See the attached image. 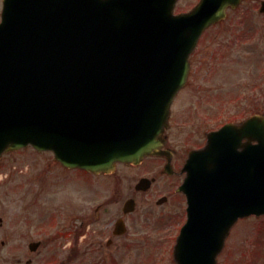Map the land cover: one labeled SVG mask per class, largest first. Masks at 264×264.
<instances>
[{"label":"water","instance_id":"95a60500","mask_svg":"<svg viewBox=\"0 0 264 264\" xmlns=\"http://www.w3.org/2000/svg\"><path fill=\"white\" fill-rule=\"evenodd\" d=\"M230 2L203 0L174 15L175 0H5L0 157L32 144L101 171L155 154L189 52ZM237 136L259 143L239 151ZM188 171L191 226L203 214L219 212L227 228L264 214V118L225 126Z\"/></svg>","mask_w":264,"mask_h":264},{"label":"flooded vegetation","instance_id":"af4514ba","mask_svg":"<svg viewBox=\"0 0 264 264\" xmlns=\"http://www.w3.org/2000/svg\"><path fill=\"white\" fill-rule=\"evenodd\" d=\"M257 13L259 25L255 30L248 28L241 36L244 56L257 68L252 71L256 80L250 86L244 84L245 116L237 121L250 113H264V10ZM210 50L215 56L222 55L226 49ZM205 53L196 50L192 60L204 57ZM178 101V135L168 137L166 153L157 162L138 166L120 164L114 172L101 174L104 187L110 189L107 200L94 204L91 213L84 206L81 215L71 219L69 225L62 223L71 210L64 212L63 220L53 219L46 226L30 224L35 228L27 232L19 227L21 233L14 239L7 234L1 241V251L10 256L9 261L13 264H179L175 249L187 216L186 197L179 190L185 178L184 164L189 152L202 147L207 134L224 124L217 116L228 113L231 106L225 95L216 90H200L191 78ZM232 120L236 121H228ZM168 147L174 151L169 153ZM242 221L232 228L217 256L218 264H232V256L238 251L237 246L231 245L233 238L237 237L238 241L245 234ZM240 247L243 249L242 243ZM202 252L196 250L194 255Z\"/></svg>","mask_w":264,"mask_h":264},{"label":"rangeland","instance_id":"374dc122","mask_svg":"<svg viewBox=\"0 0 264 264\" xmlns=\"http://www.w3.org/2000/svg\"><path fill=\"white\" fill-rule=\"evenodd\" d=\"M188 3L187 0L182 1L179 10L188 6ZM253 3L256 5L255 1ZM253 3L250 1L245 2L232 13L231 18L223 23L220 29L213 31L212 34L209 33L204 43H202V51L206 52V57L203 60L197 59L195 61L197 68L193 73L195 76L193 78L196 79L194 83L195 85H201L200 90H222L224 95L228 94L231 98L237 95L243 97L244 84H249L250 86L256 80V75L252 74V68H255V65L249 64L248 67L245 66L243 62L244 50L241 44H236L231 54L224 57L221 61L222 65L224 64L225 72L230 69L227 81L224 77L218 76L216 78L221 70L213 72L214 77H208V79H211L210 82L201 81V76L205 75L209 69V63L206 58H209V51L212 47L211 41L220 44L225 43L228 46V42L235 32L231 31L233 27L242 28L245 26L255 29L259 25L258 18L254 12H249V10L255 8V6L252 7ZM248 19L253 20V22H249ZM239 104L236 99L232 100L233 109L238 107ZM209 107L211 108L210 105ZM217 107L220 108L221 105ZM226 116L228 115H224V117ZM53 162L55 160L52 153L37 154L31 148L9 152L1 160L0 264H13V262L9 261L11 259L10 256L1 251V241L7 234L10 235L11 239H14L21 233L19 227L27 232L31 228H35V225L30 226V224H39L36 227L48 225L53 217L52 211L68 212L71 210L69 211L70 214L67 215V220L62 223L69 225L71 219L81 215L84 206H87L91 213L93 212L92 206L94 204L106 201L110 195V189L107 186L104 187L103 177L98 178V183L101 184L100 189H94L96 187V179H92V175L87 174L86 176L85 172L82 171L70 173L72 178L71 175H68V180L64 182L63 178L66 173L62 174L61 172H64V170H59L57 164L52 166ZM35 172L39 177H36ZM80 177H82V183L86 179L91 180L87 181L88 186L75 183L78 179L80 181ZM65 217L62 215L57 217V219L63 220ZM247 228L246 248L243 249L247 254L244 257L242 256V250L240 251L241 242L236 241L234 237L231 245L233 247L237 246L239 253H234L232 256V264H243L244 260L246 264H264V217L249 218ZM25 240H27L26 237ZM238 240H240V237H238Z\"/></svg>","mask_w":264,"mask_h":264}]
</instances>
